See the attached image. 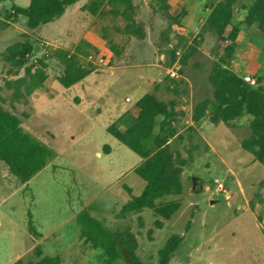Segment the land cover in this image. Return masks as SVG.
I'll return each instance as SVG.
<instances>
[{
    "label": "rangeland",
    "instance_id": "obj_1",
    "mask_svg": "<svg viewBox=\"0 0 264 264\" xmlns=\"http://www.w3.org/2000/svg\"><path fill=\"white\" fill-rule=\"evenodd\" d=\"M88 1L80 0L61 19L33 29L24 17H7L13 5L26 7L30 0L0 1V20L7 24L0 26V54L16 42L33 46L23 67L0 56V104L21 119L31 137L56 153L24 184L0 160V264L55 255L63 264H106L103 251L80 238L76 215L87 206H92L91 214L110 231L132 232L138 241L137 255L148 264L159 263V251L175 234L183 240L170 264H264V164L254 161L240 146L251 135L247 116L232 126L221 123L213 131H205L214 152L205 142L199 148L188 143L190 126L183 117L180 126L185 132L170 144L187 161L180 210L171 220L163 221L162 227L155 224L156 218L148 210L120 215L130 195L138 196L143 189L144 182L133 174L142 160L107 129L117 127L118 117L151 90L161 100L183 104L190 103L194 92V106L212 96L208 75L227 43L203 30L209 0H186L188 15L181 26L169 24L151 0H134L137 19L146 30V45L129 39L119 57L108 50L101 37L102 27L110 22L82 11ZM171 4L176 15L178 0ZM112 34L116 43L124 46L127 38ZM84 39L92 41L100 52L93 58L95 75L64 88L57 81L63 66L53 52L72 50ZM195 41L197 51L183 65L185 49ZM239 43L233 68L248 67L251 62L264 68V45L250 42L245 25ZM248 54L252 59H246ZM41 61L47 65L44 86L17 99L15 82L25 76L27 68L33 72L39 68ZM158 73L160 80L151 87L149 79ZM249 75L257 81L255 75ZM172 79L183 80L176 87L177 94L171 90ZM190 136L194 140V135ZM215 179L224 184L223 191H216ZM30 218L38 234L29 230Z\"/></svg>",
    "mask_w": 264,
    "mask_h": 264
},
{
    "label": "trees",
    "instance_id": "obj_2",
    "mask_svg": "<svg viewBox=\"0 0 264 264\" xmlns=\"http://www.w3.org/2000/svg\"><path fill=\"white\" fill-rule=\"evenodd\" d=\"M79 1L30 0L26 7L13 5V12L7 17H13L14 20L24 17L28 27L32 29L40 25L47 26L61 19L67 9ZM171 1L151 0V5L169 24L181 26L188 15L186 0H178L180 11L176 15L172 12ZM207 6L209 14L203 30L216 35L221 43L227 44L223 47L222 54L217 56L208 75L213 89L212 96L200 100L194 106L192 120L195 124L207 119L214 125L223 123L232 126L244 117H249L251 135L243 139L240 146L253 155L254 161L264 164V68H260L255 75L257 86L247 83L233 68L243 25L249 29L250 42L259 43L261 47L264 45V0H209ZM81 9L94 18L110 22V25L102 27L101 37L115 57L122 55L129 39L143 40L146 37L145 27L137 19L134 0H89ZM2 25L7 24L0 20V26ZM112 31L127 38L124 46L116 43ZM196 46V41L187 46L181 58L183 65L196 53ZM32 49L29 42H16L0 56L15 67H23ZM99 53V49L85 39L72 50L56 49L53 57L63 66V73L57 77L58 83L64 88H70L86 79L96 70L93 58ZM171 54L174 60L175 51ZM250 57L248 54L246 59H252ZM46 68L43 61L34 72L27 68L25 76L15 82V97L26 98L42 88L48 79ZM171 81L174 84L171 90L177 94L176 87L183 84V80ZM166 89H170L168 85ZM176 105L174 100L164 101L155 92H147L135 104L138 113L133 126L125 131L114 126L107 129L110 135L142 160L133 169V174L144 182V186L138 196H132L128 189L131 198L120 210L123 217L148 210L156 218L155 224L162 227L163 221L171 220L182 206V175L187 161L180 153L173 151L170 145V140L177 134L173 125L177 116ZM159 117L163 118L160 123ZM158 126L159 130L156 132ZM55 157L56 153L49 145L31 137L23 129L21 119L0 104V160L21 183H27ZM91 210L92 206H87L76 215L80 238L93 249L102 250L107 256L106 264H115L119 260L124 264H148L137 255L138 241L132 232L110 231L91 214ZM29 230L38 234L31 218ZM182 240V236L172 235L159 251L158 264H170ZM35 251L38 257L42 255L38 247ZM13 264L63 262L59 255H55L41 256L27 263L18 259Z\"/></svg>",
    "mask_w": 264,
    "mask_h": 264
},
{
    "label": "crops",
    "instance_id": "obj_3",
    "mask_svg": "<svg viewBox=\"0 0 264 264\" xmlns=\"http://www.w3.org/2000/svg\"><path fill=\"white\" fill-rule=\"evenodd\" d=\"M90 43L93 44L92 41ZM139 43H142V45H146L145 41H143V40L139 41ZM153 67H155V66H153ZM159 67H160V65H159ZM155 68H157V67H155ZM157 69L159 70V68H157ZM259 69H260V67H257L256 65H254L253 62H251V64H249L248 67H244V68H241L239 70H235V69L234 70L241 77H243L246 74L256 75V73L258 72ZM112 73L115 74V72H112ZM92 74L95 75V73H92ZM159 80L160 79H159V73H158V75L149 79L148 84L151 85V87H153V84ZM187 80L190 83L191 88H193L194 87L193 83H191V81L189 79H187ZM156 87H157V84H156ZM195 89H196V87H195ZM149 92H152V90ZM193 94H194V92L191 94V100H190L189 104H183V103L177 102V105L175 108L177 116H176L175 121L173 123V125L177 129L176 136H179L185 132V129L180 126V123L181 124L184 123L183 122L184 120L182 119L184 117L186 120V123H188V125L190 126V128H189L190 132H188L189 134H187V137H186L188 140V143L193 144L195 147L199 148L200 146H202L203 142H205L206 147L209 149V151L214 152L213 147L209 143L208 137L205 135V131H208V132L213 131L214 127L216 129L217 125L210 123L207 119L199 122L198 124L194 123V121L192 120V115H193V110H194V96H193ZM135 104L133 106H131L129 109H127L124 113H122V115H120V117H118V119L116 120V122H115V124L117 126L116 128L119 129L120 131H125L126 129L130 128L131 126H133L136 123L138 110H137ZM162 120H163L162 117L158 118L159 123ZM181 120H183V121L181 122ZM158 130H159V126L156 127V132H158ZM191 134L194 135V140L189 139V137H191L190 136ZM171 142H172V139L170 140V144H171Z\"/></svg>",
    "mask_w": 264,
    "mask_h": 264
},
{
    "label": "built area",
    "instance_id": "obj_4",
    "mask_svg": "<svg viewBox=\"0 0 264 264\" xmlns=\"http://www.w3.org/2000/svg\"><path fill=\"white\" fill-rule=\"evenodd\" d=\"M0 5H2L0 3ZM172 75L173 76H176V73L175 72H172ZM247 83H249L250 85H253V86H257V81L250 75H245L242 77ZM215 183L217 185L216 187V191H223L224 190V184L222 182H220L219 179H215Z\"/></svg>",
    "mask_w": 264,
    "mask_h": 264
}]
</instances>
